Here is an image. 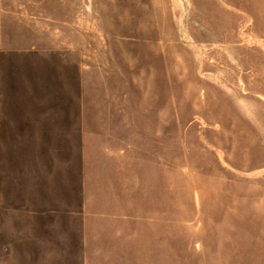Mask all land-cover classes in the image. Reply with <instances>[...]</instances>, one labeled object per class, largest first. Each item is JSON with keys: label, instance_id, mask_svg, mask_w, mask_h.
<instances>
[{"label": "rangeland", "instance_id": "obj_1", "mask_svg": "<svg viewBox=\"0 0 264 264\" xmlns=\"http://www.w3.org/2000/svg\"><path fill=\"white\" fill-rule=\"evenodd\" d=\"M0 264H264V0L0 1Z\"/></svg>", "mask_w": 264, "mask_h": 264}, {"label": "crops", "instance_id": "obj_2", "mask_svg": "<svg viewBox=\"0 0 264 264\" xmlns=\"http://www.w3.org/2000/svg\"><path fill=\"white\" fill-rule=\"evenodd\" d=\"M62 1H66V0H62ZM96 221L97 224L95 225V227L97 226L96 228L98 229L101 220L97 219ZM96 230L94 232V237H97V233L99 234V232H97ZM115 237L116 239L112 240V242L105 241V244L103 245H100L101 244L100 242L97 243L93 242L92 252H90L91 249H88V245H87L86 248L84 249L85 254H134L133 246L132 244H130L132 239L134 238L133 235L129 237L116 235ZM107 247H110L111 250L110 251L106 250ZM87 251H89V253ZM141 254H144V252H141Z\"/></svg>", "mask_w": 264, "mask_h": 264}]
</instances>
